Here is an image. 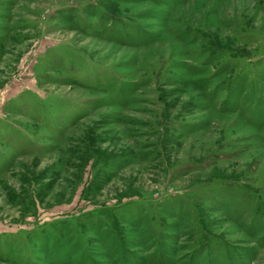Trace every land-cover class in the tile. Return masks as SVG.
I'll use <instances>...</instances> for the list:
<instances>
[{
  "label": "rangeland",
  "instance_id": "1",
  "mask_svg": "<svg viewBox=\"0 0 264 264\" xmlns=\"http://www.w3.org/2000/svg\"><path fill=\"white\" fill-rule=\"evenodd\" d=\"M0 264H264V0H0Z\"/></svg>",
  "mask_w": 264,
  "mask_h": 264
}]
</instances>
